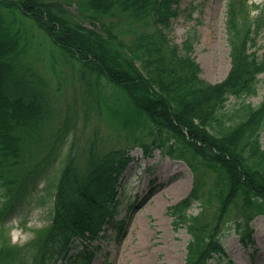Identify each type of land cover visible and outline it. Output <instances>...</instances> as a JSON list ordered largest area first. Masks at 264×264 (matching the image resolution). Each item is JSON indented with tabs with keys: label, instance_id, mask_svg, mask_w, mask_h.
<instances>
[{
	"label": "trees",
	"instance_id": "16d2710c",
	"mask_svg": "<svg viewBox=\"0 0 264 264\" xmlns=\"http://www.w3.org/2000/svg\"><path fill=\"white\" fill-rule=\"evenodd\" d=\"M246 1L228 0L230 69L210 84L199 78L191 43L185 41L180 53L167 38L178 0H0V219L28 180L53 166L72 124L71 115L58 118L45 98L23 94L17 80L35 74L29 60L39 33L65 62L79 64L90 95L86 105L118 141L145 153L159 150L190 168L191 192L169 208L175 227L190 235L184 264L223 255L221 229L230 218L240 240L250 242L249 224L264 214V97L255 107L242 103L236 119L226 121L223 113L229 97L255 94L264 72V54L249 51L264 20L250 16ZM72 3L90 28L64 8ZM11 81L19 94H8ZM126 152L97 151L91 140L79 165L69 149L48 180L56 185L51 223L22 245L0 228V264H55L72 238L96 237L115 213ZM192 201L199 204L195 215L188 213Z\"/></svg>",
	"mask_w": 264,
	"mask_h": 264
},
{
	"label": "rangeland",
	"instance_id": "374dc122",
	"mask_svg": "<svg viewBox=\"0 0 264 264\" xmlns=\"http://www.w3.org/2000/svg\"><path fill=\"white\" fill-rule=\"evenodd\" d=\"M226 1L180 0L176 7L177 15L172 19L168 32V38L180 50L183 42L190 39L192 57L200 66V77L209 83L222 80L230 67L224 26ZM252 2L264 6V0ZM75 7L67 6L72 15L75 14L74 17ZM83 24L89 27L87 22ZM259 45V53L264 52V30L260 34ZM31 54L35 59L36 75L25 74L23 82L27 93L40 95L52 102L53 109L58 113L72 114L75 128L67 135L69 145L77 134L82 133L77 135L74 145L75 150L80 148L84 138L93 133L94 126L101 125L99 131L104 133V123L94 112H90L91 121L83 118L87 90L84 80L80 79L78 65L61 61L57 51L42 36H36ZM35 78L41 80V92L31 90V81ZM263 96L264 73L258 76L255 95L227 101L224 109L226 120L237 118L243 102L256 106ZM91 125L92 128L87 131ZM260 143L264 149V129ZM107 144L106 149L117 145ZM140 154L139 149L131 152L132 157H138L127 166L120 180L117 219L123 218L124 225L121 232L119 226L109 228L98 242H94L96 254L93 264H184L189 235L184 228H174L168 207L187 196L192 187V174L182 162L163 157L157 151L152 158ZM161 169L167 177H159ZM46 181L47 177L39 179L36 189L3 220L4 230L12 242L22 244L28 241L33 236V230L49 223L52 189H46ZM177 183L182 185L176 186ZM191 212H197V204L193 205ZM252 227L255 242L243 246L227 226L222 237L226 257L212 260L210 264H264V215L255 218ZM76 249L81 247L77 245Z\"/></svg>",
	"mask_w": 264,
	"mask_h": 264
},
{
	"label": "bare ground",
	"instance_id": "6f19581e",
	"mask_svg": "<svg viewBox=\"0 0 264 264\" xmlns=\"http://www.w3.org/2000/svg\"><path fill=\"white\" fill-rule=\"evenodd\" d=\"M165 172V171H164ZM163 171H160V173H159V177L161 178V177H167V174L166 173H164ZM182 185V183H177L176 184V186H181Z\"/></svg>",
	"mask_w": 264,
	"mask_h": 264
}]
</instances>
